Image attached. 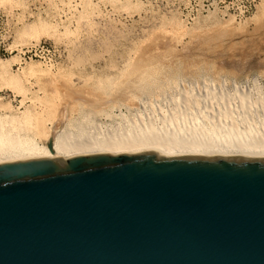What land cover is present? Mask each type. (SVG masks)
Instances as JSON below:
<instances>
[{
  "label": "water",
  "instance_id": "obj_1",
  "mask_svg": "<svg viewBox=\"0 0 264 264\" xmlns=\"http://www.w3.org/2000/svg\"><path fill=\"white\" fill-rule=\"evenodd\" d=\"M0 264H264V158L0 163Z\"/></svg>",
  "mask_w": 264,
  "mask_h": 264
},
{
  "label": "bare ground",
  "instance_id": "obj_2",
  "mask_svg": "<svg viewBox=\"0 0 264 264\" xmlns=\"http://www.w3.org/2000/svg\"><path fill=\"white\" fill-rule=\"evenodd\" d=\"M55 13L59 15V10ZM257 13H264V1L258 5ZM213 16L206 20L212 23L215 21ZM180 19L175 17L170 23L174 27H171L170 41L177 44L191 31ZM199 19L196 20L200 25L202 22ZM29 27L31 25L25 28ZM29 29L26 31L29 34L25 35L32 34L29 38L34 43L29 41L27 48L35 47L41 41L40 35ZM73 47L75 51L77 46ZM83 47L76 50L79 52ZM154 48L140 52L131 58L132 61L127 58L132 52L127 54L121 49L130 63L126 60L124 64L122 56V59L116 57L123 60L121 63L124 65L121 66L130 65V72L124 84L118 81L120 85L115 90L114 84V87L109 86L112 89L107 90L108 83H114L110 78L106 80L107 74H104L107 75L106 79L86 77L84 85L92 88L80 90L69 88V83L60 82L61 68L64 69L61 62L57 63L61 68L53 63H45V70L41 67V61L23 59L19 54L10 59L1 58L0 86L13 95L0 96V163L136 151H159L165 157L223 155L264 158V69L257 74L242 76L235 69H227L209 60L181 58L175 51L169 55L153 54ZM85 56L81 59L78 57L84 59L81 63L86 61ZM78 58L75 56V60ZM17 63L22 66L16 73L13 67ZM77 63L78 60L74 66ZM81 63L78 66H82ZM57 68L60 69L58 73L55 72ZM110 69L104 68L109 72ZM123 72L121 70L120 75H124ZM110 73L112 75V71ZM78 83L70 82L74 87ZM40 92L44 94L43 97ZM14 97L23 98L20 103L24 110L13 106ZM28 100L32 101L31 105H27ZM103 119H107V123H103Z\"/></svg>",
  "mask_w": 264,
  "mask_h": 264
},
{
  "label": "rangeland",
  "instance_id": "obj_3",
  "mask_svg": "<svg viewBox=\"0 0 264 264\" xmlns=\"http://www.w3.org/2000/svg\"><path fill=\"white\" fill-rule=\"evenodd\" d=\"M0 1V59H10L17 54L22 55V51L27 49L26 44L29 41L34 43V40H30L32 34L25 35L27 33L29 34V31H26L30 28L29 30H31V32L35 31L40 35L41 41L38 43L39 45L45 44L52 49L50 54H46L45 57L34 58V60L41 61V67L45 70L46 67L43 64L53 63L57 65V63L61 62L60 64L64 66L63 69V67L58 64L59 68L62 67L61 76L66 80L60 76V82L64 84L69 83V88L80 90L85 88L90 89L92 88L89 87L90 85H84L86 77L87 79L92 76V78H105L108 75V78L105 79L108 80L110 78L111 82L114 83H112V85H109L111 83H108L107 90L110 88L112 89L114 86L115 90L118 88V85H120V82L122 84L125 83L128 79L127 75L130 72V65H125L123 67L121 64L124 65L127 61L129 64V59L135 58L140 52L151 47H155L152 52L153 54L160 55V53H163L169 55L175 51V53L181 58L192 57L196 60H209L223 65L227 69H235L242 76L257 74L259 70L264 69V13H257L258 5L264 0H235L231 6L218 4L221 3L219 1L225 0H71V2L70 0H68L69 2L67 0ZM76 3L78 4L76 5ZM68 6L70 12L68 11ZM70 8L72 10H70ZM58 10L60 16L58 13H55L58 12ZM213 14L215 15L213 16L215 21L212 23L210 22V24L206 19ZM258 14L260 16H258ZM174 16L177 19L181 18L184 20L187 27L191 30L184 36L185 38L182 39V43L180 42L179 44L170 41L172 28H174L173 25L170 26V23L175 18ZM196 19L201 20L199 22H202V24L199 25V23H197L198 20ZM27 25H31V27L28 29L25 28ZM32 25L35 30L32 29ZM23 28H25L24 31ZM20 33H23V35ZM38 34H36V37ZM84 43H86L87 46L88 44L90 46L87 47ZM75 45L77 47L79 46V48L76 47L78 50L81 46L90 49H85L83 47V50L86 52L83 50L78 52L76 49L74 51L75 47L73 46ZM173 45L175 46L174 48L172 47ZM91 46L93 49H91ZM94 46L97 49L94 48ZM121 49L125 50L124 52L127 54L132 53L127 55ZM92 50L94 51L92 52ZM177 52H179V54ZM72 54L74 55L72 56ZM81 54L83 55L81 56ZM118 54H120V56ZM75 56L76 58L80 57V59L85 56V63H81L84 59H77L78 63L75 66L76 68L79 66L81 68H75L74 64L77 61L75 60ZM88 56L90 58L92 56V60ZM116 56H122L124 64L121 63L122 57L119 59ZM125 56L129 59L127 60ZM106 59L108 60L107 62L104 61ZM132 59L130 61H132ZM73 60H75V63ZM94 61L97 63L91 64L92 62L94 63ZM110 61H112V63ZM118 61L119 63H117ZM86 62H88V64H86ZM114 62L116 64H114ZM79 63H81L82 66H78ZM109 63L114 66L116 65L115 67L119 65L117 67L119 70L116 69L115 71L113 65L112 70ZM89 65L95 66L89 67ZM21 66V63H17L13 67V72L17 73V71L21 69ZM121 67H123V69ZM59 68L55 69L56 73L60 70ZM104 68L106 70L110 69V72L112 71V75L115 74L113 75L115 77L111 75L109 70L105 71ZM126 68L128 69L125 70ZM120 69L124 71L122 73L124 75H120ZM80 71H82V73ZM83 72L85 74H83ZM79 77H81L83 83L80 81ZM111 77L114 80L115 78L118 80L114 81ZM67 79L69 80L67 81ZM73 79L75 81H73ZM70 82H79L80 85H78V83L77 86L74 87ZM109 86L112 87L109 88ZM0 89V96L2 97H6L7 94L13 95L7 88L0 86ZM39 94L41 97L44 96L42 92ZM22 99V97H17L16 99L15 97L12 98L13 106L24 110L20 103ZM30 102L32 104V101L28 100L27 105H31ZM116 114H118V112H116ZM102 122L107 123V119H103Z\"/></svg>",
  "mask_w": 264,
  "mask_h": 264
},
{
  "label": "built area",
  "instance_id": "obj_4",
  "mask_svg": "<svg viewBox=\"0 0 264 264\" xmlns=\"http://www.w3.org/2000/svg\"><path fill=\"white\" fill-rule=\"evenodd\" d=\"M221 3L218 4H226V5H233L235 0H225V1H219ZM52 52V49L47 45H38L35 47L27 48L25 51H22L23 59H34V58H40L42 56L45 57L46 54H50ZM43 57V58H44Z\"/></svg>",
  "mask_w": 264,
  "mask_h": 264
}]
</instances>
